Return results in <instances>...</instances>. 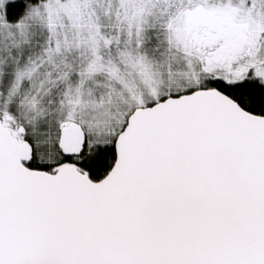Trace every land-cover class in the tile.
<instances>
[{"label": "snow or ice", "instance_id": "6c2138e0", "mask_svg": "<svg viewBox=\"0 0 264 264\" xmlns=\"http://www.w3.org/2000/svg\"><path fill=\"white\" fill-rule=\"evenodd\" d=\"M0 264H264V0H0Z\"/></svg>", "mask_w": 264, "mask_h": 264}]
</instances>
